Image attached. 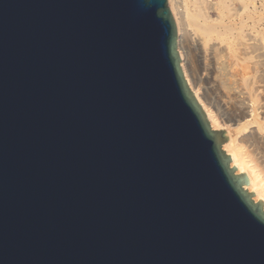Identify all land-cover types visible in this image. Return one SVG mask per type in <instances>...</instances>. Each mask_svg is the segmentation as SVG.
I'll list each match as a JSON object with an SVG mask.
<instances>
[{"label":"water","instance_id":"water-1","mask_svg":"<svg viewBox=\"0 0 264 264\" xmlns=\"http://www.w3.org/2000/svg\"><path fill=\"white\" fill-rule=\"evenodd\" d=\"M227 140L167 0H0V264H264Z\"/></svg>","mask_w":264,"mask_h":264},{"label":"bare ground","instance_id":"bare-ground-1","mask_svg":"<svg viewBox=\"0 0 264 264\" xmlns=\"http://www.w3.org/2000/svg\"><path fill=\"white\" fill-rule=\"evenodd\" d=\"M167 2L177 27L185 79L211 127L227 130L223 148L232 165L247 173L245 187L253 190L254 200L264 201V50L253 60L252 74L245 76L241 65L249 50L264 44V14L253 31L243 18L245 12L256 11L252 1ZM192 57L197 67L189 65Z\"/></svg>","mask_w":264,"mask_h":264},{"label":"rangeland","instance_id":"rangeland-1","mask_svg":"<svg viewBox=\"0 0 264 264\" xmlns=\"http://www.w3.org/2000/svg\"><path fill=\"white\" fill-rule=\"evenodd\" d=\"M249 1H252L251 3L254 5V6H258L257 7V9H256V11L255 10H253V11H251L249 14H247L246 12H245V16H244V13H242V14H239V16L240 15H242V16H244L243 18H244V20L246 21V24H247V28L248 29H250V30H255V27L257 26V23H258V20H259V15H263L264 14V9H261L260 8V4L264 1V0H249ZM261 9V10H260ZM258 10V11H257ZM260 10V11H259ZM262 10H263V12H262ZM259 12H261V13H259ZM263 37V40L262 41H264V36H262ZM183 47H185L184 49H186V42H183ZM185 45V46H184ZM262 46H264V44L263 45H260V49H255V47H254V49H252V50H249L250 52L249 53H247L248 55H246L245 57H244V60L241 62V65L243 66V68H244V71H245V76H248V75H250V74H252V72H253V70L255 69V66H254V64H253V60L254 59H256V57H257V54H258V52H260V53H262V51L264 50L263 48H262ZM190 60V59H189ZM195 61V62H194ZM188 62H190L191 64H189V65H193L194 67H197L198 65H196V64H198V61H197V59L195 60L193 57H192V60H190V61H188ZM197 62V63H196ZM192 67V66H191Z\"/></svg>","mask_w":264,"mask_h":264}]
</instances>
